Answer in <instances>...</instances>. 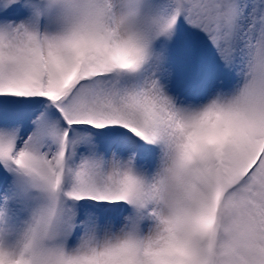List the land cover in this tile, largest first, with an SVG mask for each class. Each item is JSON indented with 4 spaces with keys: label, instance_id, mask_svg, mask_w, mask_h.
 <instances>
[{
    "label": "snow or ice",
    "instance_id": "snow-or-ice-1",
    "mask_svg": "<svg viewBox=\"0 0 264 264\" xmlns=\"http://www.w3.org/2000/svg\"><path fill=\"white\" fill-rule=\"evenodd\" d=\"M0 264H264V0H0Z\"/></svg>",
    "mask_w": 264,
    "mask_h": 264
}]
</instances>
